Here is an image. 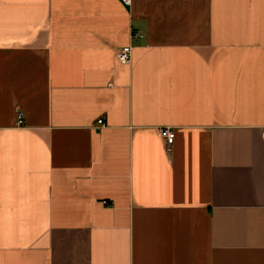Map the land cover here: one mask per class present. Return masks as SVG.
Listing matches in <instances>:
<instances>
[{"label":"crops","instance_id":"0c3cea01","mask_svg":"<svg viewBox=\"0 0 264 264\" xmlns=\"http://www.w3.org/2000/svg\"><path fill=\"white\" fill-rule=\"evenodd\" d=\"M263 130L264 0H0V264H264Z\"/></svg>","mask_w":264,"mask_h":264},{"label":"built area","instance_id":"2783aa9c","mask_svg":"<svg viewBox=\"0 0 264 264\" xmlns=\"http://www.w3.org/2000/svg\"><path fill=\"white\" fill-rule=\"evenodd\" d=\"M123 3H128L129 0H121ZM134 36L137 35V33L133 34ZM129 52H130V45L129 44H123L120 45L117 52H116V60L120 63H127L129 61ZM22 121L21 119V113L20 111L16 112V123L20 124ZM96 123L101 125L103 122L101 118L96 119ZM159 133L163 138L164 144L166 145V148L171 144L172 138H173V130L171 127L168 126H161L159 128ZM262 135L264 137V130L262 131Z\"/></svg>","mask_w":264,"mask_h":264}]
</instances>
